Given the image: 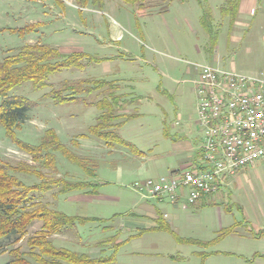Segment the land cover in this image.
<instances>
[{
	"label": "rangeland",
	"instance_id": "obj_1",
	"mask_svg": "<svg viewBox=\"0 0 264 264\" xmlns=\"http://www.w3.org/2000/svg\"><path fill=\"white\" fill-rule=\"evenodd\" d=\"M166 4L169 11L156 13ZM221 5L225 7L226 0H177L175 4L146 0L142 7L126 0H90L84 7L75 0H0V60L35 43L56 47L64 56L89 55L84 69L55 73L46 88L25 82L11 91L27 97L31 105L26 120L16 129L17 136L36 146L53 129L79 161L51 151L56 160V168L51 169L42 158L37 161L19 148L0 125V161L15 167L33 165L42 176L13 171L21 181L28 185L44 179H61L64 185L87 181L96 191L93 195L59 192L61 183L35 193L39 201L69 216L100 219L53 235L56 246L92 256L114 255V264H264V164L250 170L243 189L231 184L222 188L221 196L201 206L185 201L188 209L172 210L177 221L167 230L151 229L157 221L138 215V203L146 200L133 188L136 181L159 173L154 162L148 161L155 142L138 133L151 134L163 126L174 132L193 126L196 140L201 141L196 64L253 74L264 63V0H238L234 20L222 13ZM204 17L209 28L203 24ZM236 20L246 24L239 26L238 33ZM31 24H36V30L18 33ZM234 34L242 37L239 42L233 41ZM253 42L257 49L251 55L247 47ZM83 79L95 80L94 85L107 81V90L85 94L79 101L56 103L53 88ZM122 94L141 102L123 133L134 143L130 146L96 138L90 130L101 115L92 104L108 95L120 106L128 99ZM137 149L150 156L142 160ZM40 227L41 222H34L16 246L27 251V238ZM113 236L118 240L101 245ZM130 236L116 252L114 243ZM13 239L3 240L7 251ZM7 251L0 252V264L10 260Z\"/></svg>",
	"mask_w": 264,
	"mask_h": 264
},
{
	"label": "trees",
	"instance_id": "obj_2",
	"mask_svg": "<svg viewBox=\"0 0 264 264\" xmlns=\"http://www.w3.org/2000/svg\"><path fill=\"white\" fill-rule=\"evenodd\" d=\"M78 5L84 7L90 0H75ZM132 5L144 6L146 0H126ZM238 8V0H226V6L222 8V13L230 15L232 20ZM203 22L209 28V21L204 17ZM36 30V24L27 25L18 29V33L24 35ZM16 32V31H15ZM215 44H213L214 46ZM89 55L84 52H74L69 55H62L58 48L46 44L35 43L26 44L16 53L6 55L0 60V125L6 129L8 137L16 143L19 148L31 154L37 161L43 159V163L51 169L56 168V160L51 151H61L73 161H79L73 152L63 145L57 133L53 129L46 131L39 145H31L21 140L16 133V129L26 120L30 109V100L21 95H13L11 91L25 83L32 82L37 89H43L49 86L48 79L51 75L61 72L65 69L85 68V59ZM83 79L78 83H64L60 88L51 90L52 97L58 104H64L79 101L85 94H93L97 91H103L108 86L107 81H97ZM107 90V89H106ZM109 95V94H108ZM103 96L94 104L101 111L99 121L90 127L94 136L102 140H113L111 143L130 146L131 144L123 140L118 132V121L125 115L118 113L120 106L114 105L113 100ZM121 98V96H119ZM108 128V129H105ZM116 129V131H115ZM13 171H22L28 174L34 173L42 177L33 165L20 164L11 166L0 161V252H6L7 246L2 242L5 239L14 238L11 249L7 251L10 260L6 264H114L116 258L111 256H92L85 252L74 251L70 248L58 247L55 245L52 236L62 234L77 225L85 224L88 221H99L98 218L76 217L56 210L47 203H42L36 198L35 193L47 192L51 190L54 184H61L62 180H45L39 183L28 185L21 181ZM63 184V183H62ZM90 182H69L64 185L59 192L65 191H84L86 194L93 195L95 190L91 188ZM41 222L39 230L27 238L29 249L22 250V247L16 246L29 234V228L34 222ZM153 230H167L170 226L166 223H159L151 227ZM147 230V229H146ZM144 231L136 235H141ZM262 231H260L261 233ZM114 243L116 252L118 249L130 240ZM118 240L113 236L111 240L101 242L104 245L108 242ZM102 252V250H101Z\"/></svg>",
	"mask_w": 264,
	"mask_h": 264
},
{
	"label": "built area",
	"instance_id": "obj_3",
	"mask_svg": "<svg viewBox=\"0 0 264 264\" xmlns=\"http://www.w3.org/2000/svg\"><path fill=\"white\" fill-rule=\"evenodd\" d=\"M198 126L202 138L195 165L138 180L143 197L184 198L196 205L219 192L226 179L264 162V72L243 73L211 64H196Z\"/></svg>",
	"mask_w": 264,
	"mask_h": 264
},
{
	"label": "crops",
	"instance_id": "obj_4",
	"mask_svg": "<svg viewBox=\"0 0 264 264\" xmlns=\"http://www.w3.org/2000/svg\"><path fill=\"white\" fill-rule=\"evenodd\" d=\"M154 1L158 2L160 0H148V3L154 2ZM175 2H177V0H170V4H175ZM222 7H223L222 5L218 6L219 9L221 8V10H222ZM169 8L170 6L166 4L165 7H161V10H158L156 13L160 14L162 13V11L167 12L169 11ZM235 25H236L235 29H237L235 30L237 31L235 33H238L239 30H242L239 28V26L242 25L243 27H246L245 26L246 24L245 22H243V20H238V21L236 20ZM241 38L242 37L240 35H236V34L233 35V41L239 42ZM255 43L256 42H253V45ZM253 45L247 47V52L251 55L257 49L256 47L257 45L255 44V47H253ZM261 64L262 66L259 67V70L254 71L253 74H260L264 72V63H261ZM198 76H199V70H198ZM195 80H194V84H195ZM122 95H119V96H122ZM129 96L130 94L124 96V98L126 99L128 98V99L127 101H123L120 104L121 108H119L117 111L118 113H122V115L123 114L125 115L124 117H120L119 120L117 121L119 123L117 132L123 140L133 145L134 143L130 139L128 140L127 138H125L123 133L125 131L126 132L128 131V128L126 127L127 123L130 118H133V116L138 113L137 109L141 102L137 100L135 101L134 100L135 98L131 96L129 97ZM92 105L94 106V103ZM100 114H101V111H100ZM178 118L181 119L182 115L178 114ZM152 132L153 133L151 134L150 133L149 134L148 133H138V136L149 138L150 139L148 140L149 142L150 141L155 142L154 143L155 145H153L155 147L152 150L153 155L150 156L149 154L150 156L149 157L146 152L139 150V149H137L135 152H138L140 153V155H142L141 156L142 160H145L146 159L145 157H149L148 161L152 160L154 162L155 166L159 169V173L155 174V176L168 175V174L177 172L181 169L191 167L196 164V162L198 161L199 155H200V150H199L200 141H197L195 138V129L193 126L181 128L175 132L163 126V127H158L157 131L153 130ZM148 135H150V137ZM113 150H115V147L113 148ZM261 164L263 165L264 162H258L251 167L243 169L239 174L228 177L226 179L227 181H225L224 185L221 187L219 192L215 193L214 195L210 197L204 198L202 201H200L195 206H201V205H205V204L212 202L215 199L216 195L221 196L222 188H225V187L227 188L231 184H235L239 189H243V187L245 186V180L247 179L250 170ZM141 197L145 199L146 202L140 201L138 203V205L140 206L139 208L140 211L138 215L144 218L150 219V220L157 221L156 224L153 225L152 227L157 226L160 223V221H165L167 222V224L169 223L168 225L174 224L177 221L176 220L177 216H176V213H174L175 217L173 216L172 210H174V212H177L180 210L188 209L184 198L178 200L175 203H172L167 198L143 197L142 195ZM151 199L155 200V202L153 203L148 202Z\"/></svg>",
	"mask_w": 264,
	"mask_h": 264
}]
</instances>
